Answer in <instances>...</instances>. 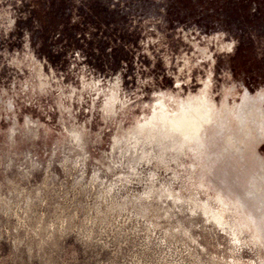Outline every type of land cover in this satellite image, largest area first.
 I'll use <instances>...</instances> for the list:
<instances>
[{
  "label": "rangeland",
  "instance_id": "374dc122",
  "mask_svg": "<svg viewBox=\"0 0 264 264\" xmlns=\"http://www.w3.org/2000/svg\"><path fill=\"white\" fill-rule=\"evenodd\" d=\"M0 264H264V0H0Z\"/></svg>",
  "mask_w": 264,
  "mask_h": 264
},
{
  "label": "flooded vegetation",
  "instance_id": "af4514ba",
  "mask_svg": "<svg viewBox=\"0 0 264 264\" xmlns=\"http://www.w3.org/2000/svg\"><path fill=\"white\" fill-rule=\"evenodd\" d=\"M196 108H199L196 107ZM195 108V109H196ZM200 109V108H199ZM195 110H193L192 112H186L184 114H182L180 117L178 118H168L167 119H170L171 121H183V122H186L187 124H189L190 126H192L194 128V130L197 132L196 130V127L194 125V116H195ZM162 119H166V116H160Z\"/></svg>",
  "mask_w": 264,
  "mask_h": 264
},
{
  "label": "bare ground",
  "instance_id": "6f19581e",
  "mask_svg": "<svg viewBox=\"0 0 264 264\" xmlns=\"http://www.w3.org/2000/svg\"><path fill=\"white\" fill-rule=\"evenodd\" d=\"M169 122H170L171 125L173 124L174 126H176V127H173L175 131H178L179 129H184L185 130V134H186V129L187 128L194 130V128L192 126H190L189 124H187L186 122H183V121H171L169 119ZM165 135H166V133H165Z\"/></svg>",
  "mask_w": 264,
  "mask_h": 264
}]
</instances>
